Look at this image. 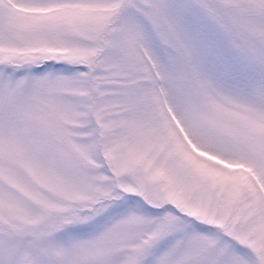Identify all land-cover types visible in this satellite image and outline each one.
<instances>
[{
	"label": "snow or ice",
	"instance_id": "snow-or-ice-1",
	"mask_svg": "<svg viewBox=\"0 0 264 264\" xmlns=\"http://www.w3.org/2000/svg\"><path fill=\"white\" fill-rule=\"evenodd\" d=\"M0 264H264V0H0Z\"/></svg>",
	"mask_w": 264,
	"mask_h": 264
}]
</instances>
